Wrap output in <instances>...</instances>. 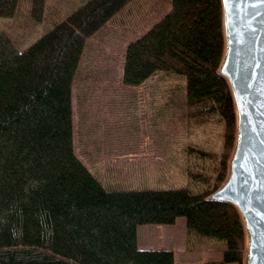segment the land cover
Returning <instances> with one entry per match:
<instances>
[{"label": "trees", "instance_id": "16d2710c", "mask_svg": "<svg viewBox=\"0 0 264 264\" xmlns=\"http://www.w3.org/2000/svg\"><path fill=\"white\" fill-rule=\"evenodd\" d=\"M132 1L81 0L22 48L0 30V264H175L170 248H139L136 229L177 216L197 243L223 242L221 258L201 264H241L239 214L209 198L225 178L235 135L231 94L218 72L220 0H168L126 44L120 69L125 86L160 71L184 78L176 98L185 117L222 123L220 155L188 147L209 162L204 172H188L203 189L109 187L73 150L71 90L85 44ZM22 7L28 28L47 15V0H0V17Z\"/></svg>", "mask_w": 264, "mask_h": 264}, {"label": "rangeland", "instance_id": "374dc122", "mask_svg": "<svg viewBox=\"0 0 264 264\" xmlns=\"http://www.w3.org/2000/svg\"><path fill=\"white\" fill-rule=\"evenodd\" d=\"M80 2L47 0V15L31 28L24 23L22 7L12 18L0 17V30L11 33L22 48ZM168 6V0H133L87 40L79 60L71 90L73 150L89 168L100 166L101 171L110 170V174L100 177L106 186L186 187L200 191L203 185L188 172H204L207 169L203 165L209 162L194 156L188 147L221 153L222 123H194L178 105L176 97L184 91V78L160 71L138 86H125L121 81L126 44L142 34ZM144 101H150V108L125 105ZM103 104L105 107H100ZM143 110L145 116L140 115L138 124L140 132L131 133L132 122L138 120L131 114L139 116ZM102 122L104 136L97 131ZM136 234L139 246L173 248L176 264H199L208 258L221 257L223 242L197 243V238L187 234L184 216H177L173 224H138Z\"/></svg>", "mask_w": 264, "mask_h": 264}, {"label": "water", "instance_id": "95a60500", "mask_svg": "<svg viewBox=\"0 0 264 264\" xmlns=\"http://www.w3.org/2000/svg\"><path fill=\"white\" fill-rule=\"evenodd\" d=\"M218 72L231 94L234 143L227 172L209 198L231 203L244 233V264H264V0H220Z\"/></svg>", "mask_w": 264, "mask_h": 264}, {"label": "crops", "instance_id": "0c3cea01", "mask_svg": "<svg viewBox=\"0 0 264 264\" xmlns=\"http://www.w3.org/2000/svg\"><path fill=\"white\" fill-rule=\"evenodd\" d=\"M146 104H148V106H146ZM151 103H150V101H144V102H138V103H136V102H134V103H131V102H127V104H125V105H128V106H132V107H143L144 109H146V107L148 108L149 107V105H150ZM117 106L118 107H123V104H117ZM100 107H105V105L103 104L102 106L100 105ZM113 107H116V105H114L113 104ZM150 108V107H149ZM143 113V115L145 116V111L143 110L140 114H139V116H136L135 115V112H133L132 114H131V117L133 118H135V119H138L137 121L136 120H134V122H132V124H133V128L130 130V132L131 133H134L135 131H137V132H140V130L138 129V127L140 126V125H138L140 122H141V114ZM148 114H150V113H148ZM120 129V128H119ZM97 131H99L100 132V134H103V136L105 135L104 134V123L102 122L101 123V125H97ZM98 132V133H99ZM102 136V137H103ZM98 156V155H97ZM88 167V166H87ZM92 168H89L91 171H93L92 169H95L93 172L99 177V179H100V177H102L101 176V174L103 175H105V174H110V170H107V171H101L99 168H100V166H91ZM137 245H138V243H137ZM138 247L139 248H149V247H151V246H149V245H147V246H139L138 245ZM154 248H163V247H154ZM170 249H172L173 250V248H171L170 247ZM221 251H222V249H221ZM173 252H174V257H175V264H176V253H175V250H173ZM221 257L220 256H216V258H208V259H206V260H219ZM206 260H203L202 262H204V261H206ZM202 262H200L199 264H201Z\"/></svg>", "mask_w": 264, "mask_h": 264}]
</instances>
